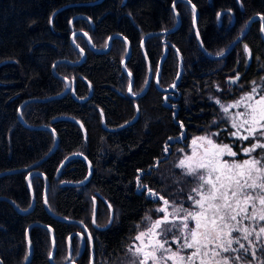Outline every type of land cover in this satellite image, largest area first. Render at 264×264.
<instances>
[{"label":"trees","instance_id":"1","mask_svg":"<svg viewBox=\"0 0 264 264\" xmlns=\"http://www.w3.org/2000/svg\"><path fill=\"white\" fill-rule=\"evenodd\" d=\"M73 1L0 0V60H12L0 65L2 264H90L91 256L93 264H124L142 219H157L155 209L163 202L139 184L179 201L191 181L175 161L188 152L193 136L227 125L211 96L225 95L213 83L239 74L244 84L237 93L252 81L264 82L260 17L227 53L212 56L231 44L253 14L264 19V0H103L64 8L50 20L54 8ZM76 13L89 20H70ZM177 20L174 29L161 32ZM149 69L146 90L132 95L144 89ZM136 109L137 117L123 127L108 130L101 123L120 126ZM228 131L219 130L215 139L242 156L239 148L249 141ZM70 153L83 154L92 168L79 185L70 182L86 176L83 158L71 157L58 169ZM45 186V204L56 216L43 204ZM94 191L112 207L105 229L90 224ZM96 202V222L103 224L108 207L97 195ZM253 259H264L259 248Z\"/></svg>","mask_w":264,"mask_h":264},{"label":"snow or ice","instance_id":"2","mask_svg":"<svg viewBox=\"0 0 264 264\" xmlns=\"http://www.w3.org/2000/svg\"><path fill=\"white\" fill-rule=\"evenodd\" d=\"M238 80L237 74L234 81ZM251 83V90L232 103L216 101L221 104L222 119L235 129L229 135L249 141L241 146L247 158L224 159L235 158L238 153L230 144L213 139L219 133L193 139L191 155H185L176 165L191 181L187 191L189 208L183 206V201L170 202L139 184L163 201V206L155 209L163 215L155 220L149 215L144 217L145 230H138L131 238L124 264H264V259H253L257 248L264 254V82ZM128 90L132 92L131 82ZM240 107L245 111L231 112ZM92 222L95 224V219ZM169 237L178 245L175 250ZM91 240L88 233L89 244Z\"/></svg>","mask_w":264,"mask_h":264},{"label":"water","instance_id":"3","mask_svg":"<svg viewBox=\"0 0 264 264\" xmlns=\"http://www.w3.org/2000/svg\"><path fill=\"white\" fill-rule=\"evenodd\" d=\"M101 1H103V0H84V1H80V0H75V1H73V2H65V3H62V5H60V6H58V7H56V8H54L52 11H51V15H50V20H51V18L57 13V12H59V11H61L62 9H64V8H68V7H73V6H84V5H95L96 3H99V2H101ZM187 1V0H186ZM196 15V14H195ZM76 17H80V18H86V19H88L89 20V17L86 15V14H82V13H76V14H74V16H72L71 17V19L70 20H73L74 18H76ZM255 17H260L261 18V36H262V38H264V36H263V23H264V19H263V17L262 16H260L259 14H253V17H251L248 21H247V23L245 24V26H244V29L242 30V32L236 37V38H234V40L231 42V44L223 51V52H221V53H223V54H225V53H227L229 50H230V48L232 47V45L233 44H235L237 41H239L240 40V38L242 37V35L244 34V32L248 29V26H249V24H250V22L253 20V18H255ZM178 22H179V20H177V22L175 23V25L172 27V28H169V29H167V30H164V31H161L162 33H164V32H167V31H170V30H172V29H174L175 28V26L178 24ZM160 33V32H159ZM116 35H118V34H116ZM113 35H110L109 37H108V45H107V48L109 47V43H110V39H111V37H112ZM119 36V35H118ZM91 45V44H90ZM199 45H200V47H201V42L199 41ZM92 46V45H91ZM128 53H129V48L127 49V56L125 57V59L128 57ZM222 54V55H223ZM222 55H212L213 57H221ZM125 59L122 61V66H123V63H124V61H125ZM12 60L11 59H3V60H0V65L1 64H5V63H9V62H11ZM150 69H149V72H148V78H147V80H146V82H145V84H144V89L140 92V93H138L137 95H141L142 93H144V91L146 90V87H147V85H148V83H149V79H150ZM131 82V81H130ZM69 88V83H67V86H66V89L64 90V92H66V90ZM129 88V87H128ZM128 92H129V90H128ZM130 93V92H129ZM137 114H138V110L136 109V113L134 114V116L131 118V119H129V120H127V121H125L122 125H120V126H117V127H112V128H109V127H106L105 126V123H103V120H101V123H102V125H103V127L104 128H106V129H108V130H112V129H115V128H119V127H123V125H127V124H129V123H132V121H134V119L137 117ZM18 117H19V120H20V122H22L23 123V120H21V116L18 114ZM193 140V139H192ZM191 140V141H192ZM55 147L53 146L52 147V149L49 151V152H47L46 153V155L47 154H49L53 149H54ZM46 155L45 156H43L42 158H40L38 161H36L34 164H31V165H29V166H27V167H25V168H31V167H34L35 166V164H37V163H39L42 159H44L45 157H46ZM71 157H78V158H83L85 161H86V163H87V168H88V171H87V174H86V176L84 177V178H82L81 179V181H75V182H70V183H72V184H74V185H79V184H81V183H83V182H85V181H87V179L89 178V176L91 175V172H92V168H91V166H90V163L88 162V160L86 159V157H84V155L83 154H79V153H70L69 155H67V156H65L64 157V159H63V161L60 163V165H59V167H58V169L60 168V166L64 163V162H66L67 160H69V158H71ZM45 191H46V186H45V188H44V190H43V193H44V196H43V204L45 205V208H46V210H47V212H48V214H50V215H53V216H56V215H54L50 210H48V208H47V205L45 204V198H46V193H45ZM94 193L100 198V200L101 201H103V202H105V204L107 205V207H108V212H109V215H108V218H107V220L105 221V223H103V224H98L97 222H96V218H95V216H96V213H95V210H96V207H97V202H96V199L93 197V199H92V202H93V205H92V211H91V220H90V224H92V227L93 228H96V229H105V227H107V226H109L110 225V221H111V219H112V216H113V212H112V207H111V204L109 203V201H107L105 198H103V196L100 194V193H98L97 191H94ZM9 202L13 205V203H12V201H10L9 200ZM58 217V216H57ZM93 219H95V224L92 222L93 221ZM35 224H40V225H42V226H44V227H46V228H49V226H47L46 224H44V223H41V222H35ZM97 225H100V227H97ZM85 231H86V233H88L87 232V229L85 228ZM73 234V233H72ZM72 234H69L68 235V248H69V250H68V255L70 256L71 255V247H70V245H71V238H72ZM81 236V235H80ZM51 248H52V251H51V253H50V256H49V260L50 261H52V256H53V253H54V250H55V248H54V246H55V243H54V237H53V232L51 231ZM81 239H82V244H81V249L83 248V244H84V238H83V236H81ZM29 253H30V251H29ZM0 264H2V262H0ZM62 264H75V262L73 261H69V262H65V263H62ZM90 264H93V258H92V256H91V260H90Z\"/></svg>","mask_w":264,"mask_h":264},{"label":"rangeland","instance_id":"4","mask_svg":"<svg viewBox=\"0 0 264 264\" xmlns=\"http://www.w3.org/2000/svg\"><path fill=\"white\" fill-rule=\"evenodd\" d=\"M244 50H246V48L244 47ZM246 53H247V50H246ZM239 75V74H238ZM237 76V74H234L233 76H229V77H226V78H222V79H220V80H217V81H215L214 83H213V85H214V87H215V89L217 90V92H219L220 94H222V95H225L224 97H223V99H221V98H219L218 96H215V95H211L212 96V98H213V100H214V102L217 104V106L220 108V116L221 117H223V111H222V108H221V104H224V105H227V104H230V103H232L233 101H235V100H237V99H239L244 93H247V92H249L250 90H251V87L249 88V89H247V90H245V91H239V92H237V93H235L237 90H239L240 89V87H242L243 86V82H242V80H241V77H240V75H239V80L238 81H234V78ZM230 95V96H229ZM217 100H219L220 102H221V104H218L216 101ZM242 111H245V109L243 108V107H240V108H232L231 109V112L232 113H238V112H242ZM226 124L227 125H224V126H221L220 127V129H214L213 130V132H211V133H219L218 131L219 130H221V129H224L225 127H228V129H229V131H235V129H232L231 128V125H230V123H227L226 122ZM229 131H228V134H229ZM206 134H208V133H202V135H195V136H193L192 137V139H195L196 137H200V136H204V135H206ZM230 136V135H229ZM232 137V136H231ZM236 138V137H235ZM213 139L217 142V143H226V144H230L229 142H223V141H218V140H216L215 139V136L213 137ZM191 144H189L188 145V152H186V153H184L182 156H180V158L178 159V160H176L175 161V163H174V165L176 166L177 164H178V162H179V160L181 159V158H183L185 155H191V153H192V147L190 146ZM231 145V144H230ZM248 145V144H247ZM247 145H244V146H247ZM239 151L241 152V147L239 148ZM241 154H242V156H237V157H235V158H230V157H224V159H227V160H229V161H231L232 159H235V160H237V161H243L244 159H246L247 158V156L244 154V153H242L241 152ZM252 155H254V153L252 154ZM255 156V155H254ZM178 170H180V172H182L183 173V170L182 169H180L179 167H176ZM171 176V175H170ZM173 176V175H172ZM173 178L174 179H177L178 177L177 176H173ZM187 186V185H186ZM192 186V185H191ZM191 186H189L188 185V187L190 188ZM188 187H186L185 188V196H182V197H178L179 198V201H183V206L185 207V208H189L190 207V205H191V202L190 201H188V199H187V191H188ZM178 190H179V192H181V190H182V187L179 185L178 186ZM93 197V196H92ZM161 206H158V207H162L163 206V202H161V204H160ZM157 207V208H158ZM171 210V208H169V211ZM160 215H158V218L160 217V216H162L163 215V213H159ZM144 219V218H143ZM142 219V220H143ZM152 219L153 220H155L156 218L155 217H152ZM138 230L139 231H143V230H145V225L142 223V221H141V223H140V225H139V227H138V229L136 230V232H135V234L132 236V237H134L135 235H137L138 234ZM131 237V238H132ZM132 242V240H130L129 242H128V244L129 243H131ZM169 242L171 243V245H172V248L175 250L177 247H178V245L176 244V243H174L172 240H171V237H169ZM187 251H190V250H186V252ZM149 264H151V261L149 262Z\"/></svg>","mask_w":264,"mask_h":264},{"label":"flooded vegetation","instance_id":"5","mask_svg":"<svg viewBox=\"0 0 264 264\" xmlns=\"http://www.w3.org/2000/svg\"><path fill=\"white\" fill-rule=\"evenodd\" d=\"M93 197L96 199V194L95 193H94ZM93 197H92V199H93Z\"/></svg>","mask_w":264,"mask_h":264}]
</instances>
